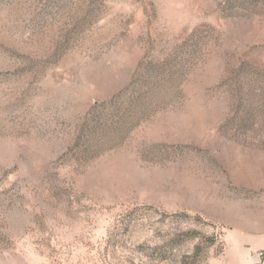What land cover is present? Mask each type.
<instances>
[{
    "label": "rangeland",
    "instance_id": "obj_1",
    "mask_svg": "<svg viewBox=\"0 0 264 264\" xmlns=\"http://www.w3.org/2000/svg\"><path fill=\"white\" fill-rule=\"evenodd\" d=\"M0 264H264V0H0Z\"/></svg>",
    "mask_w": 264,
    "mask_h": 264
},
{
    "label": "trees",
    "instance_id": "obj_2",
    "mask_svg": "<svg viewBox=\"0 0 264 264\" xmlns=\"http://www.w3.org/2000/svg\"><path fill=\"white\" fill-rule=\"evenodd\" d=\"M199 250H201V246L198 245V246L196 247V254H195V255H197V254L199 253Z\"/></svg>",
    "mask_w": 264,
    "mask_h": 264
}]
</instances>
